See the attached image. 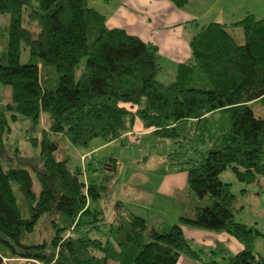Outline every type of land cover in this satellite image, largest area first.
Instances as JSON below:
<instances>
[{"label":"trees","instance_id":"1","mask_svg":"<svg viewBox=\"0 0 264 264\" xmlns=\"http://www.w3.org/2000/svg\"><path fill=\"white\" fill-rule=\"evenodd\" d=\"M168 1L179 9L188 2ZM24 11L40 29L36 37L22 26ZM5 14L0 83L10 87L11 98L0 111V264H177L182 256L202 263L204 251L191 247L183 227L238 241L237 254L222 249L223 264H264V255L253 251L255 237L264 234L238 220L230 184L221 180L227 170L244 185L261 186L264 179V118L252 109H264V18L247 14L229 27L201 28L189 42L190 61L163 84L158 49L108 29L105 16L86 0H0ZM237 28L243 44L234 38ZM22 45L26 64H20ZM7 114L34 125L42 114L49 117L39 156L26 162L39 194L28 169L2 165ZM136 119L158 143L168 142V166L186 174L190 201L173 225H150L119 203L105 221L89 202L108 193L118 160L110 156L107 173L83 180L80 169L56 159V142L48 137L61 134L76 147L93 139L124 145ZM41 217L49 232L37 242ZM91 232L100 236L90 238Z\"/></svg>","mask_w":264,"mask_h":264},{"label":"rangeland","instance_id":"2","mask_svg":"<svg viewBox=\"0 0 264 264\" xmlns=\"http://www.w3.org/2000/svg\"><path fill=\"white\" fill-rule=\"evenodd\" d=\"M116 0H110L106 6L105 0H86L89 7L94 8L101 14L111 9ZM256 13V19L264 18ZM260 17V18H258ZM9 16H0V57L5 55L7 44ZM22 26L32 32L36 37L39 27L35 22H29L26 11L23 12ZM234 38L238 44H243L241 29L233 31ZM29 60L28 49L22 45L20 51V64H26ZM157 80L163 84L170 83L175 74L164 63ZM11 89L0 83V111L2 106L10 102ZM252 109L256 116L264 117V109L259 104H253ZM8 131L4 135L5 152L1 156V162L7 168H25L31 172L33 179V190L35 194L40 192V184L34 173L26 165L28 159L39 156L40 143L44 131H48L49 117L42 114L40 121L34 125L30 119L17 115L11 119L8 115ZM129 138L123 145L119 141L104 144L100 139H93L86 147L72 145L65 136L49 133V139L56 142L57 150L55 157L58 160L67 159L70 170L80 169L81 179H97L106 172L104 162L110 156L118 160V170L109 184L108 193L94 201L89 202L91 210L102 212L105 221H110L113 208L116 203L124 205L136 216L143 217L150 225L165 223L173 225L177 222L180 214L183 213L190 198L187 193V178L184 172L177 173L175 167H169L167 162L168 142H159L150 132L143 127L140 120L136 119L132 129L129 131ZM96 169V171H93ZM181 172V171H180ZM166 173H170L165 175ZM175 176H171V175ZM224 175V176H223ZM223 182H231L230 191L234 195V206L238 209L237 218L251 227H254L260 234H264V183L262 186L244 185L234 180L232 173L227 170L222 175ZM16 194L17 186L12 184ZM165 188L175 189V194L168 195ZM186 202V203H185ZM190 209L186 210L191 217ZM98 217H101L98 216ZM41 217L35 226L34 239L40 242L47 237L49 229L43 226ZM100 234L91 232L90 238H98ZM30 242V241H29ZM194 249V246L192 247ZM198 250V249H197ZM253 251L256 254L264 255V238L256 236L253 243ZM222 256L213 257L208 250L202 257V263L185 259L184 264H203L211 259L223 264ZM7 264H32L26 260L7 261Z\"/></svg>","mask_w":264,"mask_h":264},{"label":"crops","instance_id":"3","mask_svg":"<svg viewBox=\"0 0 264 264\" xmlns=\"http://www.w3.org/2000/svg\"><path fill=\"white\" fill-rule=\"evenodd\" d=\"M105 2L108 6L110 0ZM256 13L264 15V0H188L181 9L168 0H116L112 8L107 9L102 15L106 18L108 29L123 30L144 43L154 45L158 49L162 63L173 71L178 65L190 61L189 42L201 28L212 23L229 27L247 14L256 17ZM168 174L170 173L165 175ZM226 183L233 185L231 182ZM263 183L264 179L261 186ZM165 189L163 193L168 195H173L177 191ZM182 231L191 247L194 246V250H202L204 253L208 250L214 251L215 255L211 253L213 257L222 256L224 254L222 249L229 255L242 250L240 243L226 233L215 234L189 227H183ZM184 258L187 257H180L177 264H184Z\"/></svg>","mask_w":264,"mask_h":264},{"label":"built area","instance_id":"4","mask_svg":"<svg viewBox=\"0 0 264 264\" xmlns=\"http://www.w3.org/2000/svg\"><path fill=\"white\" fill-rule=\"evenodd\" d=\"M125 136H126L128 139H129V138H131V135H130V134H126ZM68 236H73V232H72V231H70V232L68 233ZM21 260H22V259H21ZM3 262H5V263H6V262H7V260H4Z\"/></svg>","mask_w":264,"mask_h":264}]
</instances>
